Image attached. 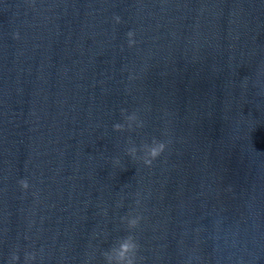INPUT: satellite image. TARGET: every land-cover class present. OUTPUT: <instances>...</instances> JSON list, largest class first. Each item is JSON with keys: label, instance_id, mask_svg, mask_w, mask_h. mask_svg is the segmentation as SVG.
Instances as JSON below:
<instances>
[{"label": "water", "instance_id": "obj_1", "mask_svg": "<svg viewBox=\"0 0 264 264\" xmlns=\"http://www.w3.org/2000/svg\"><path fill=\"white\" fill-rule=\"evenodd\" d=\"M129 214L137 264H264V0H0V264H105Z\"/></svg>", "mask_w": 264, "mask_h": 264}, {"label": "clouds", "instance_id": "obj_2", "mask_svg": "<svg viewBox=\"0 0 264 264\" xmlns=\"http://www.w3.org/2000/svg\"><path fill=\"white\" fill-rule=\"evenodd\" d=\"M117 24L121 22L119 16L113 18ZM127 44L129 48L136 45L137 41L134 39L135 32L130 30L126 33ZM18 38V36H17ZM121 115L123 117V123L113 124V130L117 132L124 131H135L137 129H142L144 121L139 117L138 113L133 111L128 113L127 109H121ZM168 144L163 140H158L153 137L150 142L142 143L139 147L134 143V141L129 138L127 141V146L125 148V153L132 160L142 161L143 165L146 167H151L166 150ZM121 163L119 158L113 160L115 166H119ZM22 190L27 191L30 187L28 180L21 179L18 181ZM140 201L137 199L136 205L139 206ZM143 216L140 214L136 215H126L121 217L122 222H126L128 235L118 238L115 243L107 250H105L102 255L105 264H137L138 252L140 245L136 237L132 234L135 229L140 226ZM20 257L16 252H13L8 260V264H18ZM36 259V254L34 252H25L24 254V264H32Z\"/></svg>", "mask_w": 264, "mask_h": 264}]
</instances>
